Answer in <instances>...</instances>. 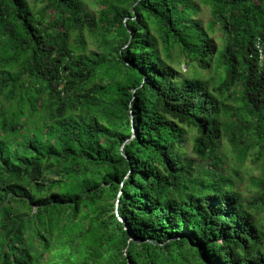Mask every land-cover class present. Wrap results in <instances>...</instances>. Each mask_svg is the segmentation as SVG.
<instances>
[{
	"label": "trees",
	"instance_id": "obj_1",
	"mask_svg": "<svg viewBox=\"0 0 264 264\" xmlns=\"http://www.w3.org/2000/svg\"><path fill=\"white\" fill-rule=\"evenodd\" d=\"M257 39L264 0H0V264H264Z\"/></svg>",
	"mask_w": 264,
	"mask_h": 264
},
{
	"label": "rangeland",
	"instance_id": "obj_2",
	"mask_svg": "<svg viewBox=\"0 0 264 264\" xmlns=\"http://www.w3.org/2000/svg\"><path fill=\"white\" fill-rule=\"evenodd\" d=\"M83 1L87 3L89 6L90 0H83ZM39 7L40 5H37L36 9H38ZM93 10H97L96 7H94ZM196 17L202 21L203 25L207 24V18H208L207 11L203 10L202 12H199V14ZM83 36L86 42L84 54L88 55L90 53H97L99 51V44L96 41V38L94 36H89L87 33H84ZM216 36H217L216 34H213V39L217 45H220L219 44L220 41L218 38H216ZM70 42H72V40ZM180 69L182 71L185 70V66H181ZM220 151L221 152L223 151L224 155H226V159H225V161L227 162L226 172L229 174L234 169L235 162L233 160V155L230 152V147L225 140H223L220 143ZM251 166L252 165L250 164L249 161L245 162V164L239 169V177L232 178V180L235 183V187L237 188V190L240 192V194L244 199H251L252 196L255 195V192L257 191L256 187H253L251 185L250 179L251 177H257L259 175V171L252 169Z\"/></svg>",
	"mask_w": 264,
	"mask_h": 264
},
{
	"label": "built area",
	"instance_id": "obj_3",
	"mask_svg": "<svg viewBox=\"0 0 264 264\" xmlns=\"http://www.w3.org/2000/svg\"><path fill=\"white\" fill-rule=\"evenodd\" d=\"M256 49H257V52H258V58L260 61H263L264 59V48L261 44V42L259 41V39L256 40Z\"/></svg>",
	"mask_w": 264,
	"mask_h": 264
}]
</instances>
